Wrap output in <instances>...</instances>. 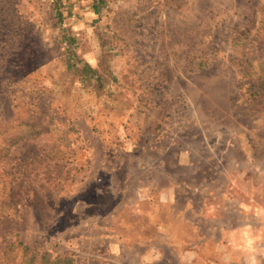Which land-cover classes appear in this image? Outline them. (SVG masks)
Listing matches in <instances>:
<instances>
[{
    "label": "rangeland",
    "instance_id": "rangeland-1",
    "mask_svg": "<svg viewBox=\"0 0 264 264\" xmlns=\"http://www.w3.org/2000/svg\"><path fill=\"white\" fill-rule=\"evenodd\" d=\"M244 53L264 0H0V264H264Z\"/></svg>",
    "mask_w": 264,
    "mask_h": 264
},
{
    "label": "crops",
    "instance_id": "crops-1",
    "mask_svg": "<svg viewBox=\"0 0 264 264\" xmlns=\"http://www.w3.org/2000/svg\"><path fill=\"white\" fill-rule=\"evenodd\" d=\"M182 162V161H181ZM186 161H183V163H185ZM152 186L156 187L158 186L157 183L155 182H151L150 183ZM174 188V189H173ZM157 189L159 190V192L161 193V200L171 203L173 198L176 196V189L175 187L169 186V185H161L159 186V188L157 187ZM158 229H156L158 232L160 231L161 233H167V229H166V225L164 227V224H160L157 226ZM246 228H250L252 229L249 225H247L246 223L244 225H233L231 224V222L226 219V221L224 220V223L222 225H215L212 228H210L211 232H219L224 235V240L225 242H216L217 244V248L216 246L213 247H209V250L212 251V249L216 248L217 250H223L225 251V255L230 251V249L233 250H238L239 246L242 244H253V242L255 241L254 239L250 238V236L247 237H240L239 239L236 240L234 235H241V232L246 233L245 229ZM196 246V245H195ZM185 253H183L182 258L183 261H196L197 258V251H196V247L193 250H184ZM154 252V251H153ZM229 256V255H228ZM230 257H227V255L225 256V261L230 260Z\"/></svg>",
    "mask_w": 264,
    "mask_h": 264
},
{
    "label": "trees",
    "instance_id": "trees-1",
    "mask_svg": "<svg viewBox=\"0 0 264 264\" xmlns=\"http://www.w3.org/2000/svg\"><path fill=\"white\" fill-rule=\"evenodd\" d=\"M253 49H254L253 52H255V50H257V53L259 54V52H260L259 50L262 49V46H258L257 49L256 48H253ZM253 55H254L253 53L251 54V56H250V54L248 56L246 55L247 57L245 58V53L242 54L243 59L245 61L242 60L241 63H239V66H242L241 64H245V67L243 69L244 70V77L248 78L247 85L249 86L250 96H252L254 98L252 100V103L259 106V108L261 110H264V72L256 76L255 68L252 65ZM256 56H258V55L256 54ZM83 70L84 71L85 70L90 71V70H93V68L90 67L88 64H86L84 66ZM21 139H23V136L18 137V139L14 138V141H13L14 144L19 143V141ZM25 248H27V247H25ZM66 259H68V258H66ZM66 261H67V264H69L70 260H66Z\"/></svg>",
    "mask_w": 264,
    "mask_h": 264
}]
</instances>
